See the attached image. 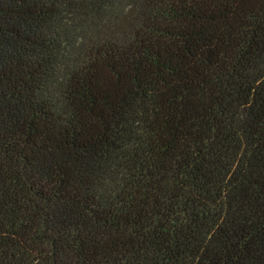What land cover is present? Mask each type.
Here are the masks:
<instances>
[{"label": "trees", "instance_id": "1", "mask_svg": "<svg viewBox=\"0 0 264 264\" xmlns=\"http://www.w3.org/2000/svg\"><path fill=\"white\" fill-rule=\"evenodd\" d=\"M0 264H264V0H0Z\"/></svg>", "mask_w": 264, "mask_h": 264}]
</instances>
